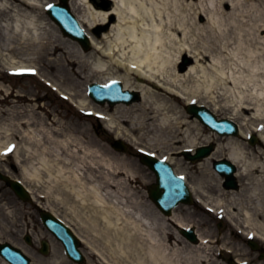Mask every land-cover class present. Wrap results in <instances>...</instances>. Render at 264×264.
I'll use <instances>...</instances> for the list:
<instances>
[{"label":"bare ground","instance_id":"obj_1","mask_svg":"<svg viewBox=\"0 0 264 264\" xmlns=\"http://www.w3.org/2000/svg\"><path fill=\"white\" fill-rule=\"evenodd\" d=\"M51 1L56 0H0L2 70L19 72L29 68L26 63L45 62L49 69L44 74L46 80L78 110L103 108L111 122L105 125L107 130L117 131L125 140L134 136L137 143L146 142L149 149L142 151L157 157L158 165L160 159L174 165L187 183L191 177L172 155L182 156L185 149L194 151L209 146L205 145L207 142L217 141L213 153L195 164L202 175L188 183L186 201L193 203V196L201 211L211 210L225 217L232 234L244 231L247 237L264 244V117L255 116L260 121L251 126V119L243 116L245 104L231 108L221 103L224 106L218 110H229L230 119L237 122L238 128L232 136L219 137L222 142H218L212 134L203 137V129L206 125L215 127L224 119L204 115L201 122L192 112L205 107L216 115V98L223 102L227 93H242V88L247 90L249 84L259 86L260 91L256 87L252 91L262 94L264 0H202L198 13L207 18L203 25L196 20L197 12L182 14V18L181 13L173 19L165 18L168 8L155 0H70L71 10L89 38V52L81 51L76 40L67 42L56 34L58 28L45 12ZM170 1L178 0L166 2ZM108 2L113 11L106 13L104 5ZM114 15L116 28L111 27L99 37L100 43L95 42L91 30L109 25ZM107 37L111 42L100 48ZM229 45H234L235 52H230ZM216 50H229L230 56L220 66L200 63L207 58L206 54ZM182 54L194 59L184 71L177 68ZM52 71L57 74L51 75ZM103 75L108 77L96 83L119 81L124 90L138 96V102L98 105L86 95V89L84 93L78 91L83 82ZM0 90L8 93L2 84ZM1 113L0 109V116ZM33 120L34 116L19 118L13 131L0 129V152L9 144H16L9 157L18 166L19 179L36 202L39 194L45 198L44 204L37 202L42 209L72 227L90 251L88 264L93 257L95 264H217L210 254L214 249L211 243L218 241H211L216 234L202 235L196 231V244L185 240L181 233L178 236L183 241L177 239L169 224L179 232L190 224L175 213V208L166 216L151 201L138 199L135 173L126 167L123 158L113 156V163L103 164L97 159L101 156L92 152L80 137L56 139L55 129L41 125L46 119L37 121L41 124ZM54 123L58 120L51 121ZM32 125L39 128L25 130ZM18 132L21 134H15ZM250 134L260 151L242 142ZM164 149L168 153L159 156L157 152ZM213 155H223L234 165L235 174L225 178L228 186L239 184L237 190H226L222 186L224 176L210 169ZM57 207L64 209L65 218L72 224L59 216ZM229 244L225 241L223 246ZM51 247L48 258H34L31 264H70L54 243ZM250 253L245 252L246 256ZM237 258L238 262L243 261ZM0 264L12 263L0 255Z\"/></svg>","mask_w":264,"mask_h":264},{"label":"rangeland","instance_id":"obj_2","mask_svg":"<svg viewBox=\"0 0 264 264\" xmlns=\"http://www.w3.org/2000/svg\"><path fill=\"white\" fill-rule=\"evenodd\" d=\"M155 1H157L161 5H166L168 10L166 11V14H164V17L166 18L167 16H169L172 19L174 15L180 13L181 18L183 17V15H187L189 13H198L201 3H203L202 0H178L177 3L175 1L174 3L171 1L166 2L167 0ZM104 6V10L106 13H109V11H113L111 7L112 3H108ZM175 7H177V9H175ZM110 20L111 21L109 25L94 27L91 30L93 38L96 39L95 42L100 43V36L107 33V31H109L111 27L116 28V25L118 23L116 15H114V19L112 18ZM196 20L202 25L206 24L207 22L206 16L203 14L201 15L199 13L196 17ZM56 34L58 36H61L62 39L67 40V42L70 40L69 38L64 37V35L60 32L59 29H57ZM262 36H264V31L262 32ZM108 39L109 38L107 37L106 40H103L104 43H102L99 47L102 48V46L107 41L111 42V40ZM208 46L209 45H206L205 47ZM229 46L230 52H235L234 45ZM78 48L81 51H84L80 47V45H78ZM91 50L92 49L90 47V49L85 52H89ZM229 50L222 51V53L219 52L220 50H216L211 54H206L207 58L205 60L200 61V63H202L203 65L218 64V66H220L222 60L227 59L228 56H230ZM104 62L107 63V61ZM177 62L178 70L184 71L185 67L188 64L194 62V59L182 54L181 56H179ZM185 63L186 65H184ZM26 65L38 68V77H11L9 74H7L5 68H3L2 70V68L0 67V84L8 88V93L11 92V94L7 96L8 93L0 90V109L2 110L0 116V129L7 128L8 131H13L16 128V126H14L15 121H17L19 118L27 119L34 116V120L36 122L38 120L42 121V119H46L47 121H45V123H37L46 126L47 128L55 129L54 136L56 139L59 140L67 139L68 137H70L71 139H73L75 136L80 137L86 142L87 146L90 147L92 152H95L97 155L101 156L97 158L101 159V163L110 165L114 161L113 156L123 158L127 163L126 167L131 168V172L135 173L133 176L135 177L134 179L138 182L136 185H134L136 196L143 202H149L147 196V189L152 183H154L155 179L154 175L144 166L141 165L138 160L139 154L137 152V149H149V147L145 146L144 144L146 142L137 143V140L134 136L130 139L125 140L123 136H118L117 131L111 132L107 130L105 125H111V122L108 116H105L106 112L102 111L103 108L94 107L96 109L93 112L99 114L100 116H103V119L97 121L94 119V117L86 118L73 105H71L70 101L62 100L58 96L59 92H53L43 83V80L47 81V77H45L44 74H47L49 72V69L46 67L45 62H40L38 64L26 63ZM50 74L54 75L57 73L55 71H52L50 72ZM117 74H122V72H119ZM107 77L108 75H103L99 77L95 76L87 83L83 82L82 85L78 86V91L84 93L86 85L90 84L91 81L96 82L99 80H104ZM134 80L135 82H138L137 79L134 78ZM254 87H256L260 91L259 86L249 84L247 90L245 87L242 88V90L244 91L242 93H239L236 90L233 91L234 93H227V95L223 97V102H220V98H216L215 100L217 101V103L214 102L215 104H217V107L215 108L216 116L219 118H231L230 116L232 114L229 113V110L225 112H220L218 110L219 106H221L222 104L229 105L231 108H233L236 104H245L244 107L247 110H243L244 118L251 119V123H248L251 126L252 124L253 126L257 125L260 120L256 119L255 116L260 115L264 117V84H261V88L263 89L262 94H256L254 91H252ZM78 100L81 101V98ZM205 100H207V98H205ZM207 105L209 104L207 103ZM211 106L214 107V105ZM55 119L58 120V123L51 124V121ZM190 121H193V119L190 118ZM37 127L39 128V125H32V127L26 128L25 130L28 132H32V129ZM75 127H78L79 129L76 130ZM203 130L206 131L205 133H202L204 135L203 137L212 134L215 140H218V142H222L221 138L218 139V136H216L209 130ZM15 134L20 135L21 133L18 132ZM110 139H116L118 141H122L126 145L128 144V150H126L125 153L116 151L110 146ZM18 141L21 140L19 139ZM45 141H47L46 138ZM242 142L248 144L247 146H250L249 143H247L246 141L242 140ZM215 143H217V141ZM250 147H252L251 149L255 150L256 152L258 150L260 151V148L257 145ZM71 148H73V146ZM247 150L250 152L249 149ZM157 153H159V156H161L165 155V153L168 152H166V150L164 149L163 152L158 151ZM172 157L176 158L177 162H179L178 160H180L179 164L182 168L187 171V173L191 177L188 180V183L190 182V180L196 179V177H200L202 175V171L199 170L195 166V164L186 161L183 157H180L177 154L172 155ZM213 157V159L224 158L223 155H213ZM212 160H210V169H212ZM15 165L16 164L14 163V159L12 157L8 156L5 157L4 160H0V170L5 171L7 174L13 177L19 178V172L17 171ZM13 167H15L16 171L13 170ZM38 201L42 204L45 203L44 199L38 198ZM57 208H59V216L65 219L67 223L72 224L68 220V217L65 218L64 209H62L61 207ZM175 213H177L180 218L184 219L186 224L189 223L192 227H194V229L198 231L199 234L205 235L206 233H216V237L220 241L217 244H212L214 249L210 254L213 256L217 264H228L230 260H233L237 257H240V259L247 262L249 261L248 259H251L249 262H254L251 264H264V260H259V255L256 253L254 254L248 247L246 237H244L242 233H239L237 235L232 234L231 226L227 221H225L224 217H221V219H217L216 217H214V215H209V213L201 211V208L197 207V205H180L175 211ZM169 226V229L172 230L170 232H174L175 237L180 241H183V238H180L178 236L179 234L175 226L171 223L169 224ZM26 231H30L33 239L36 238L34 241H36L37 239H41V235L43 234L44 236L46 235V237L48 236L47 232L44 230V228H42L40 219L38 217V208L34 205V203L28 204L21 202L15 197V195L8 187H5V185L0 182V234L2 236V241H7L9 243H20V240L22 238L21 236ZM214 239L215 238H211V241H213ZM225 241H228L230 244L223 246ZM256 242L259 243V241ZM220 249V254H218V250ZM82 250L86 256V264H88L91 255L90 251L86 249L83 245ZM249 251L251 252L249 254L250 256H246L245 252L249 253ZM91 261V264H95V257H93Z\"/></svg>","mask_w":264,"mask_h":264},{"label":"water","instance_id":"obj_3","mask_svg":"<svg viewBox=\"0 0 264 264\" xmlns=\"http://www.w3.org/2000/svg\"><path fill=\"white\" fill-rule=\"evenodd\" d=\"M62 2V7L66 8V2L67 0H61ZM55 10H59L61 12H65V9L62 8H58L56 7ZM192 112L194 114L200 115V113L202 112V110H195L192 109ZM119 148H122L121 145ZM209 149L208 148H203L200 149L197 153V155L195 157H191V159H196V158H200L202 156H205L206 154H208ZM143 162L147 163L149 166L153 167L154 166V162L152 160H148V159H143ZM160 168H164V164L161 162L158 165ZM224 166L223 164H217V167H221ZM12 188L16 191V193L22 197L23 199L27 198L26 194L24 193V191L22 190L21 186L18 185L17 183H12L11 184ZM150 196L151 198L156 202L158 201L161 197H167L168 198V193L165 190V192L163 194L159 193L158 188L152 189L150 190ZM186 201V199H185ZM187 202V201H186ZM46 219H48L47 224L48 226L53 227V231L60 237V235H62L63 237V241L67 247V250H69L71 253H74V248L77 245V242L75 240V238H73L70 234V232L68 231V229L66 227H64L61 223L55 221L53 218H51L50 216H45ZM185 235L192 241L195 240L194 235L192 234V232H186ZM67 239V240H64Z\"/></svg>","mask_w":264,"mask_h":264},{"label":"snow or ice","instance_id":"obj_4","mask_svg":"<svg viewBox=\"0 0 264 264\" xmlns=\"http://www.w3.org/2000/svg\"><path fill=\"white\" fill-rule=\"evenodd\" d=\"M9 151H11V149H9Z\"/></svg>","mask_w":264,"mask_h":264}]
</instances>
